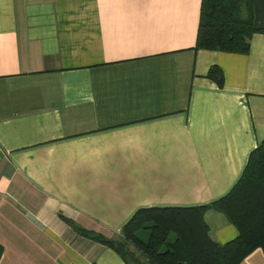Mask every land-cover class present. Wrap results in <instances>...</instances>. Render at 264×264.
<instances>
[{"label":"crops","instance_id":"1","mask_svg":"<svg viewBox=\"0 0 264 264\" xmlns=\"http://www.w3.org/2000/svg\"><path fill=\"white\" fill-rule=\"evenodd\" d=\"M200 1L0 0V264H147L94 236L239 179L264 140V33L245 54L196 49ZM203 219L220 244L238 234L217 210Z\"/></svg>","mask_w":264,"mask_h":264},{"label":"trees","instance_id":"2","mask_svg":"<svg viewBox=\"0 0 264 264\" xmlns=\"http://www.w3.org/2000/svg\"><path fill=\"white\" fill-rule=\"evenodd\" d=\"M256 32L264 33V27L254 25L250 0H201L194 48L245 54ZM207 77L222 86L219 67H210ZM208 208L226 216L238 231L235 238L223 244L211 239L203 219ZM141 229L148 230L146 238L137 236ZM94 239L128 262L136 261L128 250L132 246L147 264H239L254 249L264 251V140L249 153L230 190L210 204L139 208L123 224L119 240L100 235Z\"/></svg>","mask_w":264,"mask_h":264},{"label":"rangeland","instance_id":"3","mask_svg":"<svg viewBox=\"0 0 264 264\" xmlns=\"http://www.w3.org/2000/svg\"><path fill=\"white\" fill-rule=\"evenodd\" d=\"M148 234V230L147 229H141L137 232V236L138 237H142V238H146ZM129 252H131V254H133V256L131 257V260H136L139 261L140 259V254H138V252L135 250V248H133L132 246L129 247Z\"/></svg>","mask_w":264,"mask_h":264}]
</instances>
